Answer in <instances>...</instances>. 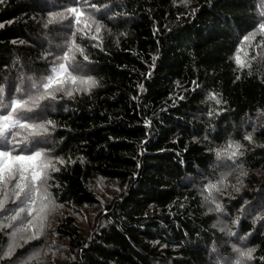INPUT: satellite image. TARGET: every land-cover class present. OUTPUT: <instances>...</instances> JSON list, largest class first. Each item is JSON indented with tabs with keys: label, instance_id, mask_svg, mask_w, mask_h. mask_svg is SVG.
Masks as SVG:
<instances>
[{
	"label": "trees",
	"instance_id": "trees-1",
	"mask_svg": "<svg viewBox=\"0 0 264 264\" xmlns=\"http://www.w3.org/2000/svg\"><path fill=\"white\" fill-rule=\"evenodd\" d=\"M72 7L84 12L79 26ZM262 12L264 0H0L7 103L21 79L36 94L27 78L49 74L54 56L45 54L63 56L72 32L89 58L77 52L75 63L97 81L41 102L55 124L41 147L65 161L48 181L63 205L45 228L46 251L57 255L29 259L45 235L28 239L27 213L0 214V225H11L0 226V256L15 245L0 264H235L234 245L255 248L246 264H264V35L242 43ZM49 13L63 17L49 24ZM93 20L103 26L98 40ZM230 142L242 145L237 163L227 159ZM217 149L226 150L221 160ZM222 177L215 202L206 201L205 186Z\"/></svg>",
	"mask_w": 264,
	"mask_h": 264
},
{
	"label": "snow or ice",
	"instance_id": "snow-or-ice-1",
	"mask_svg": "<svg viewBox=\"0 0 264 264\" xmlns=\"http://www.w3.org/2000/svg\"><path fill=\"white\" fill-rule=\"evenodd\" d=\"M90 7L98 13H105L109 9V6L98 8L96 3H91ZM67 12L75 15V23L79 26L84 12L76 7L67 9ZM56 15L63 17L62 13H49V24L53 22ZM261 15L264 17V12ZM93 23L96 25L95 32L97 35H92L91 39L98 40V34L103 26L95 20H93ZM89 27V24H84L85 29ZM257 31L264 35V22L257 26L256 31L244 36L242 43L249 41L250 37L254 39ZM76 35V32H72L71 39L67 42V51L63 52V56H56L51 50L45 54V58L48 55L54 56L49 74L41 77L38 81L33 77L27 78L32 81V89L36 94L25 92L24 80L21 79L20 85L16 88L17 95L12 97L9 104L6 102L9 95L8 91L4 87H0V214H5L4 219L8 221L21 220L25 213L32 216L33 219L28 222L33 229V234L28 238L29 240L39 239L47 226L48 213L56 207H63V205H57L55 198L49 192L48 181L51 179V172L60 171L56 164H64L65 161L56 158V163H54L51 154L41 147L42 144L46 143L49 127H55L53 121L43 119L46 114V104L41 102L55 101L57 93L61 91L67 96H72L74 91H90L97 86V81L92 76L85 75L81 71L84 65L75 63V53L77 52L83 55L85 61L89 59L84 53V49L76 43ZM84 35L88 36L89 33L85 32ZM239 52L240 49L238 48L237 53ZM235 59L238 65L243 66L241 57L238 54ZM41 88L43 89L42 92ZM23 96H27V99H24ZM211 98L215 99L216 103H220V99L215 94H212ZM17 129H24L28 134L24 135L18 132ZM245 140L251 142L252 134L246 135ZM241 148L242 145L239 142H230L228 149H231V151L227 153V159L237 163L235 157L243 155L240 151ZM225 154L226 150L217 149V160H221ZM242 175H247V173H242ZM223 182L222 177L217 183H209L205 186L204 190L209 193L205 197L206 201L215 202L211 193L213 190L219 191L218 185ZM236 191H239V189L237 188ZM9 203L14 207H6ZM37 204H39V207H37ZM209 211H212V209H209ZM215 211H223L219 203L215 204ZM241 211L243 212L244 209L242 208ZM256 219L259 220L260 217L258 216ZM238 220L239 218L234 223H238ZM0 226L9 227L11 225ZM213 227H216V225H213ZM225 228L226 226L221 227L220 231L224 232ZM228 235L235 236L236 233L229 231ZM241 239H244V237H241ZM25 243H28V240ZM14 250L15 245L10 244L8 250L4 252L3 256H0V259L10 258ZM233 250L239 253V258L235 261V264H246V261L253 259V253L255 252V248L244 250L235 247V245ZM215 251L216 249L213 248V252ZM38 256L39 253L36 252L29 259Z\"/></svg>",
	"mask_w": 264,
	"mask_h": 264
},
{
	"label": "rangeland",
	"instance_id": "rangeland-1",
	"mask_svg": "<svg viewBox=\"0 0 264 264\" xmlns=\"http://www.w3.org/2000/svg\"><path fill=\"white\" fill-rule=\"evenodd\" d=\"M21 83V82H20ZM260 204H263L264 206V195L262 197V199H260L259 201ZM43 235H45V242L43 243V248H42V251L39 252V258H38V263H41V262H48L49 263V256H52V261L54 260V256L57 255V253H53L51 251H46L48 250L51 245L53 244V239L51 241H49V238H50V235H49V232L47 230H44V233ZM21 241V240H20ZM49 246V247H47Z\"/></svg>",
	"mask_w": 264,
	"mask_h": 264
}]
</instances>
